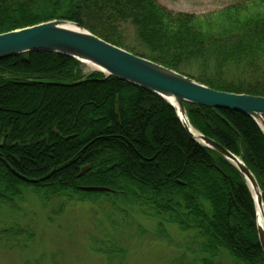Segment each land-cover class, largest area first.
Segmentation results:
<instances>
[{"label": "trees", "instance_id": "trees-1", "mask_svg": "<svg viewBox=\"0 0 264 264\" xmlns=\"http://www.w3.org/2000/svg\"><path fill=\"white\" fill-rule=\"evenodd\" d=\"M53 20L79 24L215 91L264 97V0L206 17L169 12L156 0H0V34ZM122 25L133 28L143 52L125 46ZM81 66L51 52L0 60V213L14 212L25 189L42 204L103 197L158 219L161 232L163 224L194 232L202 264H215L221 251L241 264H264L241 173L193 141L163 98L99 72L83 76ZM184 108L191 128L240 158L264 205V135L255 121ZM32 235L11 224L0 232V247L25 249Z\"/></svg>", "mask_w": 264, "mask_h": 264}, {"label": "rangeland", "instance_id": "rangeland-1", "mask_svg": "<svg viewBox=\"0 0 264 264\" xmlns=\"http://www.w3.org/2000/svg\"><path fill=\"white\" fill-rule=\"evenodd\" d=\"M156 1L172 13L206 17L252 0ZM120 30L127 48L143 52L130 25ZM80 70L83 76L94 73L85 64ZM23 193L14 212L0 213V232L16 223L31 232L32 239L25 249L0 247V264H202L205 258L194 232L182 233L166 224L161 232L158 219L135 207L118 205V209L103 197L83 203L51 199L42 204L32 190ZM214 263L241 264L224 251Z\"/></svg>", "mask_w": 264, "mask_h": 264}, {"label": "water", "instance_id": "water-1", "mask_svg": "<svg viewBox=\"0 0 264 264\" xmlns=\"http://www.w3.org/2000/svg\"><path fill=\"white\" fill-rule=\"evenodd\" d=\"M33 52L56 53L81 64H91L99 69L96 72L105 77L120 79L163 98L173 107L184 131L193 141L225 158L244 177L254 200L257 237L264 254V225L260 226L257 219V207L264 212V205L257 181L240 158L191 128L184 108L187 103L245 114L255 121L264 135V97L215 91L187 76L110 45L79 24L69 21L53 20L0 34V60ZM88 170L83 168L79 176ZM16 176L22 181L35 183ZM83 191L106 192L107 189L84 188Z\"/></svg>", "mask_w": 264, "mask_h": 264}, {"label": "bare ground", "instance_id": "bare-ground-1", "mask_svg": "<svg viewBox=\"0 0 264 264\" xmlns=\"http://www.w3.org/2000/svg\"><path fill=\"white\" fill-rule=\"evenodd\" d=\"M88 67L91 71H94L96 72L97 70H99L98 68H96L95 66L91 65V64H88ZM175 106H177L175 104V102L173 100H170ZM191 132L196 135V132L194 130L191 129ZM264 212H263V209L261 207H257V219H258V222H259V225L260 226H263L264 225Z\"/></svg>", "mask_w": 264, "mask_h": 264}]
</instances>
